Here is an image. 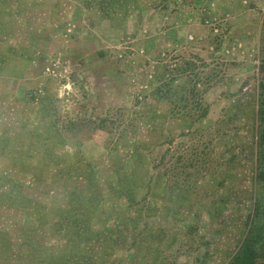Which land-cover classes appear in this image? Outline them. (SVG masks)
<instances>
[{"label": "rangeland", "instance_id": "obj_1", "mask_svg": "<svg viewBox=\"0 0 264 264\" xmlns=\"http://www.w3.org/2000/svg\"><path fill=\"white\" fill-rule=\"evenodd\" d=\"M0 57L1 141L46 124L60 153L145 174V235L127 243L143 250L112 264L229 263L256 192L264 0H0ZM187 61L209 108L192 134L154 92L174 93ZM2 170L23 175L3 156Z\"/></svg>", "mask_w": 264, "mask_h": 264}, {"label": "trees", "instance_id": "obj_2", "mask_svg": "<svg viewBox=\"0 0 264 264\" xmlns=\"http://www.w3.org/2000/svg\"><path fill=\"white\" fill-rule=\"evenodd\" d=\"M195 67L192 61L176 65L168 86H174V93L165 94L161 86L154 91L163 100L168 94L177 97L176 120L189 134L209 116L207 90ZM156 75L165 77V72L157 68ZM259 92L256 192L245 236L228 264H264V82ZM14 134L0 140V157L23 175L0 171V264H112L116 252H142L143 245L127 247L145 235V198L139 194L145 174L138 165L126 172V159L112 166L106 158L108 169L100 173L99 165L90 167L73 153H60L66 146L63 131L46 124L32 130L30 125L17 138ZM188 231L195 234L197 228L189 226Z\"/></svg>", "mask_w": 264, "mask_h": 264}]
</instances>
